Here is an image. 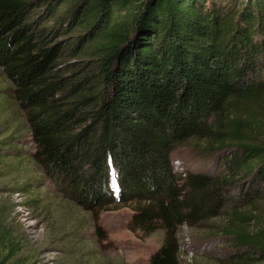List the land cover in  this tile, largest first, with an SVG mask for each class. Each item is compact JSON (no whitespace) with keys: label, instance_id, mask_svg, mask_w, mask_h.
Here are the masks:
<instances>
[{"label":"trees","instance_id":"1","mask_svg":"<svg viewBox=\"0 0 264 264\" xmlns=\"http://www.w3.org/2000/svg\"><path fill=\"white\" fill-rule=\"evenodd\" d=\"M0 70L58 190L163 232L148 264H180L182 226L210 228L220 264L264 262V0H0ZM14 134L0 118V178ZM182 146L220 166L181 177ZM19 251L0 218V264Z\"/></svg>","mask_w":264,"mask_h":264},{"label":"rangeland","instance_id":"2","mask_svg":"<svg viewBox=\"0 0 264 264\" xmlns=\"http://www.w3.org/2000/svg\"><path fill=\"white\" fill-rule=\"evenodd\" d=\"M9 90L0 70V118H8L15 131L13 143L20 149L16 155L24 156L22 162L13 163L8 174L0 178V218L19 241V261L148 264L164 241L163 232L144 234L135 230L130 223L134 204L115 200L109 205L84 209L67 197V190H58V182L43 174L31 158L34 145L22 111L11 100L2 103ZM205 161L193 146L179 147L171 154L172 166L181 177L183 173L211 171L221 163L217 156ZM110 189L116 194L114 175L110 176ZM212 232L207 227H180V264H220L228 249Z\"/></svg>","mask_w":264,"mask_h":264}]
</instances>
